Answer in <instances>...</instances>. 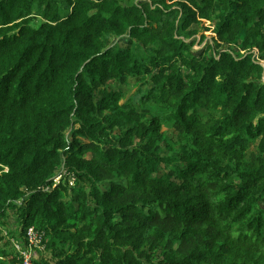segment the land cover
Wrapping results in <instances>:
<instances>
[{"label": "trees", "instance_id": "obj_1", "mask_svg": "<svg viewBox=\"0 0 264 264\" xmlns=\"http://www.w3.org/2000/svg\"><path fill=\"white\" fill-rule=\"evenodd\" d=\"M262 59L264 0H0V264H264Z\"/></svg>", "mask_w": 264, "mask_h": 264}, {"label": "rangeland", "instance_id": "obj_2", "mask_svg": "<svg viewBox=\"0 0 264 264\" xmlns=\"http://www.w3.org/2000/svg\"><path fill=\"white\" fill-rule=\"evenodd\" d=\"M216 10V9H215ZM216 12H217V10H216ZM204 24H203V26H201V25H198V26H196L197 27V30H198V33H197V35H196V44L193 46V48H192V51L195 53L197 50H199L200 48H202L203 47V45H204V42L202 43V44H198L197 42H198V39H199V37H200V35H204L205 37H206V40L209 42V41H211V38L213 37V36H215V33H214V24L213 23H210L209 21H204L203 22ZM203 27H206V30H204L203 29ZM253 53H255V54H257V51H256V49L254 48L253 50ZM254 54V55H255ZM260 63L261 64H263L264 65V59H262V60H260ZM263 81H264V76H263ZM163 130H166L165 128L163 129ZM171 131V130H170ZM250 151L251 150H254V145H251L250 146V149H249ZM57 179H59L58 177H56V179H55V181H57ZM69 184L70 185H73V183H74V179L71 177V176H69ZM8 221L10 222V228L11 229H16V227H17V225H16V219H15V217L13 216V215H10L9 216V218H8ZM34 227V226H33ZM20 240H23V237L21 236V238H16V239H14L13 241H12V243H11V245L10 246H8V248L10 249V250H12L14 253L16 252L17 253V248L15 247V245L17 244L16 242H20ZM24 243L23 244H25L26 243V241H23ZM43 248H44V244L42 243L41 244V248L40 249H36V258L34 259V260H40L41 259V256H43V254H45V251L43 252ZM31 253H34V250L31 252ZM18 254V253H17ZM46 256H47V254H46ZM18 257H19V255H18Z\"/></svg>", "mask_w": 264, "mask_h": 264}, {"label": "built area", "instance_id": "obj_3", "mask_svg": "<svg viewBox=\"0 0 264 264\" xmlns=\"http://www.w3.org/2000/svg\"><path fill=\"white\" fill-rule=\"evenodd\" d=\"M257 51V50H256ZM257 54H255L256 56ZM73 179L74 177L71 176ZM60 178V176H58ZM56 179V178H55ZM54 179V180H55ZM57 179L56 182H58ZM44 232L41 230L35 229L33 226H29L25 232V240L24 242H16L15 247L17 248V252L19 255V259L21 258L20 264H34V259L36 258V249L41 248V244L43 241ZM34 250V253H31Z\"/></svg>", "mask_w": 264, "mask_h": 264}]
</instances>
